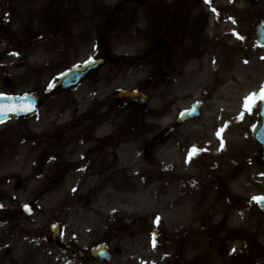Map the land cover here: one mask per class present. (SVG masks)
<instances>
[{
  "label": "rangeland",
  "instance_id": "1",
  "mask_svg": "<svg viewBox=\"0 0 264 264\" xmlns=\"http://www.w3.org/2000/svg\"><path fill=\"white\" fill-rule=\"evenodd\" d=\"M260 19L264 21V0L254 9L241 0H0V93L41 99L34 117L0 124V264H79L75 250L83 252L85 264L89 249L108 235L107 221L115 216L147 219L150 226L159 216V228L151 227L152 231L163 228L168 237L178 228L191 231L193 219L195 238L180 244L179 264H264V214L247 206L248 196H264V166L247 165V177L237 179L236 190L243 186L239 209L196 212L195 217L188 211L176 217L159 206L157 167L150 168L144 160V144L177 111L202 97L210 101L201 121L191 126L203 127L207 134L195 138L197 146L209 151L212 160L218 154L223 163L233 157L232 148L253 158L258 146L246 135L257 122L258 103L246 111L242 97L259 95L264 86V46L257 45L253 34ZM164 30L194 36L175 42L184 66L173 68L163 92V100L169 98L170 117L159 119L158 95L152 89L153 113L141 118L146 127L119 141H125L122 146L115 145L126 173L141 174L145 169L151 177L146 188L134 194H112L111 188L119 184H108L114 149L98 144L97 153L94 141L114 136L131 117L115 111L94 126L87 115L92 108L105 114L117 89L152 82L148 60L153 41ZM185 43L191 51L182 47ZM106 54L111 65L99 70L98 81L90 78L67 96L48 92L64 70ZM6 78L11 79L9 87L3 84ZM87 128L88 134H76ZM211 128H217L215 140ZM220 144L228 146L225 154L218 152ZM164 155L174 158L168 149ZM25 207L31 215L23 214ZM54 224L62 225L71 253L46 242ZM201 224L210 225L206 233L200 231ZM119 236L114 246L123 253L109 264H166L167 259L174 263L170 248H153L148 236L132 238L135 241ZM210 236L216 240H207Z\"/></svg>",
  "mask_w": 264,
  "mask_h": 264
},
{
  "label": "flooded vegetation",
  "instance_id": "2",
  "mask_svg": "<svg viewBox=\"0 0 264 264\" xmlns=\"http://www.w3.org/2000/svg\"><path fill=\"white\" fill-rule=\"evenodd\" d=\"M162 40L167 42L165 38ZM176 66L174 61H170L167 58L163 59L160 55L155 73L156 80L153 86L156 87L159 96L158 110L162 116L169 114L167 112L169 98L167 97L166 100H163V92L171 81V69ZM151 84H149V86ZM192 123L193 122L179 125L178 120L174 119L170 125L169 130H171L172 134L168 141L159 142V139H163V137H160L157 142H151L148 146L144 147L146 155L150 153L153 154V150L156 147L159 152L156 179L157 198L159 199L162 211L165 208L166 211H170L176 217H179L178 214H184L190 211L193 213V217H195L196 212L204 213L205 211H211L216 208H219L220 212L225 208L230 210L234 208L238 209L241 206V197L243 198V186H240L239 191H237L234 185L240 177H247L244 175L245 166L248 164L252 165L253 163L250 158L244 162L240 156L239 150L236 148H232L231 154L233 157L226 160V162L223 163L218 158L212 160L208 151L201 150L202 148L197 146L199 144L195 140V138L200 139L206 135L207 131H205L203 127L191 126ZM194 128H197V130H194ZM214 130L215 128H211L210 132ZM110 141L111 140H109L108 145L112 146ZM104 143L107 144V141ZM169 147L173 148L175 157L170 163H166L164 154ZM194 148L200 149V151L192 152ZM116 165V158L114 157L112 168L114 169ZM121 170H123V168H121ZM118 180L121 181L118 189L131 188L125 181L124 174L119 175ZM247 180L253 182L252 179L250 180L247 178ZM140 182L142 187L145 184V178L142 177ZM238 184L239 183H237L236 186H238ZM136 188L139 187L134 184L130 191ZM247 206H251L250 202L247 203ZM194 224L195 222H193L192 219L188 226L191 231H189L187 227L182 228V231L178 228L177 232L174 231V234H171V237L167 236L163 228L158 229L157 233L153 232L156 242L162 246L169 247L170 252L175 254L176 258L173 264H179L180 262L179 252L181 242L187 244L194 240ZM133 225L138 226L142 230L148 228V223L146 222H135ZM202 225L201 229L206 233L210 225ZM213 228L217 229V227ZM126 232L128 233L129 239H131L132 236L129 234L131 233V229H127ZM115 236V232L113 237L110 235L108 239L109 245L116 242ZM207 240L215 241L216 238L210 236ZM85 264H89V260Z\"/></svg>",
  "mask_w": 264,
  "mask_h": 264
},
{
  "label": "water",
  "instance_id": "3",
  "mask_svg": "<svg viewBox=\"0 0 264 264\" xmlns=\"http://www.w3.org/2000/svg\"><path fill=\"white\" fill-rule=\"evenodd\" d=\"M248 2L250 7H254L258 0H245ZM255 35L260 45L264 44V26L262 21L259 22L257 26H255ZM161 47V44H158ZM103 63L101 61H90L81 67L72 68L69 71L65 72L58 81L53 85L51 91L54 93L68 91L73 87L77 86L90 72L97 70ZM115 100L119 107H124L126 105L135 104L137 106H143L145 108V103L147 98L136 91H118L115 95ZM0 106H8L13 109L23 108V111H10L7 114H0V121L7 120L9 118H19L21 116H30L36 113L38 107V100L32 97H15V98H8L3 97L0 99ZM199 107L195 106L193 108L194 111H198ZM192 113V112H191ZM190 112L184 113L183 117H187L188 119L193 118L192 116H196L191 114ZM259 120L260 125L254 131L253 137L255 140L260 144L261 151L256 154V160L260 164H264V101H262V108L260 109L259 113ZM262 134V135H261ZM262 210H264V202L259 203ZM59 227H52L51 228V242L60 243L59 240ZM68 247H65V250ZM96 250H101L102 247L98 249H94L92 253ZM102 254L101 258H105L104 253Z\"/></svg>",
  "mask_w": 264,
  "mask_h": 264
},
{
  "label": "snow or ice",
  "instance_id": "4",
  "mask_svg": "<svg viewBox=\"0 0 264 264\" xmlns=\"http://www.w3.org/2000/svg\"><path fill=\"white\" fill-rule=\"evenodd\" d=\"M205 3H209V0H205ZM213 11H215V9H213ZM234 35L237 36V39H243L242 37H240L239 35L235 34ZM3 97H0V99H2ZM264 101V86L261 87L260 89V93L259 95H257L256 93L251 94L248 98H246L245 100V110L246 111H250L252 106L256 105L258 102ZM23 108H19V109H13L11 107L8 106H0V114H7V112L10 111H23ZM196 149H192V152H195ZM191 156V153H190ZM253 200L256 203H262L264 202V197H253Z\"/></svg>",
  "mask_w": 264,
  "mask_h": 264
}]
</instances>
